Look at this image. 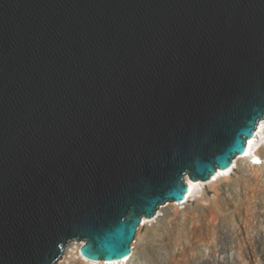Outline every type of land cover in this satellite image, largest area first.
<instances>
[{
  "label": "water",
  "instance_id": "1",
  "mask_svg": "<svg viewBox=\"0 0 264 264\" xmlns=\"http://www.w3.org/2000/svg\"><path fill=\"white\" fill-rule=\"evenodd\" d=\"M262 119L264 0H0V264L130 257Z\"/></svg>",
  "mask_w": 264,
  "mask_h": 264
},
{
  "label": "bare ground",
  "instance_id": "2",
  "mask_svg": "<svg viewBox=\"0 0 264 264\" xmlns=\"http://www.w3.org/2000/svg\"><path fill=\"white\" fill-rule=\"evenodd\" d=\"M263 126H264V124H262V122H260L259 127L257 128L258 139L251 138V139L247 140L245 154L243 156L236 157L232 161L231 167L228 170H224V171L217 170L216 173L213 176H211L210 179L207 181H199L198 180V181L192 182L188 177H185L184 181H185L186 186H187V193H186V196H185V199H184V202L182 203V205H178V204L176 205L174 203H169L168 205L161 206L157 210V212L153 218H151V219L143 218L142 219L141 227L146 225L152 231V234H153V232H158L159 233L158 235H160V237H165L164 239L167 240V245L169 247L168 250L171 249L172 250L171 252L170 251L166 252L164 250V248H165L164 246H163L164 248L162 249L161 247L153 246V245L146 247L145 244H143V246H144V247L142 246L143 249L140 250V252H138L136 254V249L140 245V242H141L138 239V235H139L138 234L135 242L132 245L131 256L124 259L123 261H119V262H105V261L92 262V261H88L86 259H84V261H82L81 259H77L78 264H167L168 256L169 257L174 256V254L176 253V249L173 247L175 245L174 240L176 242V239H175L176 236L173 235L174 234L173 230L175 228H173V227H177L180 223L184 222L183 220L185 219V215H188L190 212L192 214H195V211L199 212V213L202 212L201 210H199L198 205L194 207V205L190 204L189 202H191V201L192 202H195V201L201 202L202 201L203 198L201 199V197L204 194L203 186H205V185L208 186V188H210V189L217 190L219 183H221L222 181L224 182V181L229 180L230 173H231V171H233L234 167L246 168V163H247L245 160L246 156H248L249 158L256 161L255 160V150L264 141L263 135H262ZM212 206H213V203H212ZM194 221H195V219H194ZM207 222H209V221H207ZM196 223L200 224L202 222H200L199 220H196ZM263 223H258L259 225H256L257 228L254 229L253 232H251L249 234V236H252V241L254 239H258V236L260 234H262L261 232L264 230ZM190 224H195V223H193V221H192ZM204 227H205V229H209L211 232H213V228L219 229V227L215 223H211V224L204 223ZM230 228H231V231H230V235H229L228 231H224L225 226H223V224L220 226V229L223 230V233H222L223 238L226 239L228 245H225L224 247H219V248H217L216 246H213L210 249L199 248L197 251L198 255L195 257L196 260L199 262H187V264H262L263 260H260V261H262L261 263L259 260L255 261V257L257 255L254 256V259H252V261L250 258V262L246 263V261H245L246 254L243 253V252H245L243 249H246L248 251V253L250 254V252L253 250L254 247L252 246V243L248 244L244 248L237 246L235 244V242L238 239V237H234V236L240 235V234L243 235V233L241 231L242 229L240 226L235 225V223L232 224L230 226ZM146 229H148V228H146ZM177 231H179V230H177ZM148 233H150V232H148ZM146 234L147 233H145V235H143V236H146ZM189 235H190V233L187 234V236H189ZM155 236L157 237L156 234H155ZM145 239H146V237H145ZM158 239H160V238H158ZM245 240H248V239H245ZM155 241L153 240L152 243ZM159 242H158V244H159ZM160 243H162V241ZM262 253H264V249H262ZM203 255H205L204 260H202L203 258H201V256H203ZM192 260H193V258H192Z\"/></svg>",
  "mask_w": 264,
  "mask_h": 264
},
{
  "label": "built area",
  "instance_id": "3",
  "mask_svg": "<svg viewBox=\"0 0 264 264\" xmlns=\"http://www.w3.org/2000/svg\"><path fill=\"white\" fill-rule=\"evenodd\" d=\"M262 122L264 124V119L260 120L259 123ZM259 123L257 128L259 127ZM257 128L254 132V135L252 138L258 139L257 137ZM262 135H263V140H264V126L262 129ZM245 152L242 155L243 156ZM237 156V157H239ZM246 160V168H241V167H234L233 171H231L229 180L231 179V175L234 173H238L239 177L242 179H238V181H245L246 189L243 190L242 193H240L239 189H236L233 187L232 183L227 185V183H221L218 184L217 190L210 189L213 194L218 196L219 200V206H215L218 208L216 210L217 217H210L208 219L209 222L207 223H215L219 229L213 228V232H211L209 229H206V233L204 234L206 241L204 243H195L193 244V240L191 238V233L189 236H187V245L184 246L186 249V253L188 251H191V249H195L198 251L199 248H205V249H210L213 246H216L217 248L219 247H224L227 244L226 239L223 238V230L220 229V226L224 224L225 230L228 231L230 235L231 228L230 226L232 224H243L244 223V229L245 231H242L243 235H235L234 237H238L237 241L240 239H248L246 242H240L239 245L241 248H244L248 244L252 242V246L254 249L252 250L253 252H256L259 248L260 255L264 259V253H262V249H264V230L261 232L258 236V239H254L252 241V236H249L251 232H253V225L256 222H261L264 220V141L257 147L255 150V160L249 158L248 156L245 157ZM227 182V181H224ZM208 186H203V189ZM209 190V191H210ZM204 192V191H203ZM221 196H219V193ZM203 194V193H202ZM204 195V194H203ZM202 195V196H203ZM244 197L245 200V208H241L239 203L241 198ZM203 197H201L202 199ZM206 198V197H204ZM236 200V203L233 201ZM184 200L180 203H175L178 205H182ZM196 202V201H195ZM195 202H189L190 204L194 205ZM195 207V206H194ZM202 212H196L195 214H202L204 215L205 212L207 211L206 209L200 208ZM201 221V220H199ZM236 241V243H237ZM84 245V242L82 241H77V240H72L67 244V246L64 248L63 252L60 255V259H58L55 264H78L77 259H81L84 261V257L81 255L80 249ZM262 245V246H261ZM246 254L245 261L246 263L250 260L251 255L248 253L246 249H243ZM251 251V252H252ZM257 255L256 253L254 256ZM195 255L194 257H196ZM254 256L251 258L254 259ZM203 258L202 260L205 259V255L201 256ZM190 256L187 253V261L186 262H193L190 261ZM123 261V260H122ZM194 262H199V261H194ZM261 263V261H260ZM264 264V261L262 262Z\"/></svg>",
  "mask_w": 264,
  "mask_h": 264
},
{
  "label": "rangeland",
  "instance_id": "4",
  "mask_svg": "<svg viewBox=\"0 0 264 264\" xmlns=\"http://www.w3.org/2000/svg\"><path fill=\"white\" fill-rule=\"evenodd\" d=\"M238 179H242V178H240L239 177V175H238V173H234L233 175H231V179L230 180H228L227 182H223V183H227V185H229V184H231L232 183V185H233V187L234 188H236V189H239L240 190V193H242L243 192V190H245L246 189V186H244L245 185V181H238ZM210 189L208 188V187H205L204 188V195L202 196L203 197V199H202V201L201 202H195V204H194V206H199L200 208H203V209H206L207 211L205 212V214L204 215H200V214H198V213H196V214H192L191 212L188 214V215H185V219L183 220L184 222H182V223H180L177 227H173V228H175L174 230H173V235L174 236H176V242H175V240H174V248L176 249V253L174 254V256H168V259H167V264H187V253H188V255L190 256V258H191V260H192V258H193V262L196 260V258L195 257H193V256H195V255H198L197 254V251L195 250V249H191V251H188L187 253H186V249L184 248V246L185 245H187V242H186V240H187V234L190 232L191 233V238H192V240H193V244H195V243H204V241H206V239H205V236H204V234L206 233V229H205V227H204V223H207V221H208V219L210 218V217H212V215L214 216V217H217V214H216V210H218L216 207H214V206H219V200H218V196H216L215 194H213L212 192H211V190L209 191ZM219 194V196H221V194H220V192L218 193ZM207 196V197H206ZM204 197H206V198H204ZM241 198V200H240V203H239V205H240V207L241 208H245V198L244 197H240ZM212 201V202H211ZM234 203H236V200H234L233 201ZM212 203H213V206H212ZM169 203H166L165 205H168ZM164 206V205H163ZM211 215V216H210ZM195 216V217H194ZM210 216V217H209ZM194 217V218H193ZM188 218V219H187ZM187 219V220H186ZM194 219H195V221H194ZM191 220V221H190ZM196 220H201L200 222H202V223H200V224H197L196 223ZM187 221V222H186ZM193 221V223H195V224H190L191 222ZM264 222V220H262L261 222H259V223H263ZM187 223V224H186ZM211 224V223H210ZM235 225H237V226H240L241 227V231H245V229L243 228L244 226V223L242 224H235ZM256 225H259L258 224V222H256L254 225H253V230L254 229H256L257 227H256ZM263 225H264V223H263ZM223 226H224V224H223ZM146 228H148V229H146ZM187 228V229H186ZM149 229V227H147L146 225H144V226H142L141 227V225H140V227L138 228V231H137V233H136V237H135V239H134V241H133V243L135 242V240H136V238H137V235H138V239L141 241L140 242V245L137 247V249H136V254L138 253V252H140V250H142L143 249V244H145V246L146 247H148V246H158V247H161L162 249L164 248V250L166 251V252H171L172 250L171 249H169L168 250V245H167V240L166 239H164L165 237H160V235H158L159 233L158 232H153V234H152V231ZM176 230V231H175ZM177 230H179V231H177ZM190 230V231H189ZM150 232V233H148V232ZM176 232V233H175ZM246 232V231H245ZM145 233H147L146 234V236H143V235H145ZM155 234L157 235V237L155 236ZM178 234V235H177ZM186 234V235H185ZM153 235V236H152ZM145 237H146V239H145ZM156 238V239H155ZM158 238H160V239H158ZM143 239V240H142ZM145 239V240H144ZM181 239V240H180ZM155 241V242H153L152 243V241ZM147 241V242H146ZM151 241V242H150ZM162 241V243H160V242ZM164 241V242H163ZM237 241V240H236ZM144 242V243H143ZM158 242H159V244H158ZM166 242V243H165ZM240 242H246V240L245 239H242L241 241H240V239H239V241H237V243L235 242V244L237 245V246H239V247H241L240 245H239V243ZM133 243H132V245H133ZM152 243V244H151ZM252 243V242H251ZM147 244V245H146ZM131 245V246H132ZM160 245V246H159ZM167 245V246H166ZM143 246V247H142ZM164 246V247H163ZM254 249V248H253ZM259 249V248H258ZM259 250H256V252H250V254H251V258L254 256L253 254H257V256L255 257V261L256 260H263L264 261V259H263V257L260 255V252H258ZM257 258V259H256ZM259 258V259H258ZM195 259V260H194ZM190 260V261H191ZM197 261V260H196ZM248 262H250V260L248 261ZM262 262V261H261Z\"/></svg>",
  "mask_w": 264,
  "mask_h": 264
}]
</instances>
